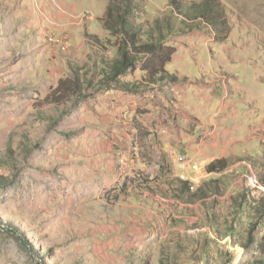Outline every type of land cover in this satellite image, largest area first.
I'll return each instance as SVG.
<instances>
[{
    "label": "rangeland",
    "instance_id": "rangeland-1",
    "mask_svg": "<svg viewBox=\"0 0 264 264\" xmlns=\"http://www.w3.org/2000/svg\"><path fill=\"white\" fill-rule=\"evenodd\" d=\"M205 1L175 0L182 4L176 13L171 0H140L137 22L172 26L167 44L175 43L177 52L167 70L179 81L128 90L100 85L92 71L86 31L103 39L108 57L116 56L118 38L98 22L105 11L80 23L83 11L73 12L81 26H72V14H64L70 0H0V264L262 259L264 188L252 177L264 187V0H218L229 31L223 42L224 30L218 35L200 17ZM65 37L69 48L50 41ZM72 59L81 63L85 97L48 103L58 81L72 75ZM136 123L157 153L168 143L172 163V153L191 156L200 169L192 179L209 194L185 196L179 204L191 200L189 209L148 202L146 187L170 191L176 171L172 166L167 178L156 164L136 169L132 155L130 170L121 174L117 154L131 148ZM234 138L242 142L227 143ZM221 149H229L224 158L233 165L213 178L207 167L214 160L203 161ZM242 159L254 174L244 165L237 169ZM212 178L219 181L217 192L206 182Z\"/></svg>",
    "mask_w": 264,
    "mask_h": 264
},
{
    "label": "trees",
    "instance_id": "trees-1",
    "mask_svg": "<svg viewBox=\"0 0 264 264\" xmlns=\"http://www.w3.org/2000/svg\"><path fill=\"white\" fill-rule=\"evenodd\" d=\"M139 2L140 0H112L106 7L102 17L98 19L103 30L118 38L113 47L116 53L114 58L108 57L110 54L108 46L101 37L88 31L84 33L85 42L92 51V71L96 78H101L100 85L112 84L128 90H140L141 88L151 89L162 86L166 82L176 83L179 81L175 75H172L167 70V66L172 63L177 52L175 43L172 45L167 44L169 38H166V34L172 30L171 24L168 23L167 27L163 28L158 20L154 27L142 21L137 22L136 16L140 8L138 7ZM170 5L175 9L176 13L181 12V2L176 3L175 0H171ZM199 10L200 17L213 26L218 35L224 30L225 37L221 41L226 40L229 37L228 23L223 17L224 10L220 9V2L218 0H206L202 3ZM220 26L222 30H220ZM174 30H177V26H174ZM179 32L177 31L175 36H181L182 33ZM219 38H217L218 41L220 40ZM69 64L73 70L72 75L67 78H61L58 81L57 86L46 97L48 103L65 105L71 99L85 97L86 89L82 78L83 75H81V63L78 59H72ZM137 73L139 74V79L135 77ZM123 77L131 78L132 81L124 82L122 80ZM87 81L89 82L90 79H87ZM136 125L137 133L135 131V134L131 135L133 138H131V147L135 161L144 166L156 164L162 175L171 178L174 171L173 164L168 158V153L164 149L157 153L154 145L147 142L150 135L143 131V125L140 123H136ZM250 153L247 158L254 159L260 155V152L256 154ZM239 158L242 157L239 155ZM232 165L233 163H230L228 157L216 159L207 167L208 175L216 178L220 174H225ZM243 165L247 168L248 173L254 174L248 160L242 159L236 167L241 169ZM175 178L172 184H170L173 181L172 178L171 182L168 183L170 186L168 190L170 191H165L162 195L161 192H158L152 186L149 188L147 186L148 202L161 206V203L170 201L180 205V207L185 206L189 209L191 207L190 204H192L191 200H187L184 206L182 203L179 204L181 200L183 202L185 196L199 199L200 195L209 194L207 186L198 187L192 181H183L177 176ZM213 178L208 179L206 182L212 183L214 188L212 192H217L218 187H216V184L219 181ZM252 179L264 188L259 181L258 175L254 174ZM176 186L179 189H176ZM155 187H158V185ZM172 190L179 191L181 195L176 194ZM257 247L263 257L256 261L255 264H264V237L259 241Z\"/></svg>",
    "mask_w": 264,
    "mask_h": 264
},
{
    "label": "built area",
    "instance_id": "built-area-1",
    "mask_svg": "<svg viewBox=\"0 0 264 264\" xmlns=\"http://www.w3.org/2000/svg\"><path fill=\"white\" fill-rule=\"evenodd\" d=\"M78 19L79 21L82 20L94 21L95 15L91 11H83L79 15ZM50 41L54 43H62L66 48H69V42L67 37H65L63 41L62 39H56V38L55 39L50 38ZM132 155H133L132 147L129 149L128 148L120 149L118 151L117 160L121 174H126L128 173V170H130V160L132 159ZM171 157L173 161L172 164L175 167L176 176L183 181H192L193 183H195V181L191 178V174L192 173L196 174L200 170L195 160L191 156L183 153H175V154L172 153Z\"/></svg>",
    "mask_w": 264,
    "mask_h": 264
},
{
    "label": "crops",
    "instance_id": "crops-1",
    "mask_svg": "<svg viewBox=\"0 0 264 264\" xmlns=\"http://www.w3.org/2000/svg\"><path fill=\"white\" fill-rule=\"evenodd\" d=\"M67 1H69V0H67ZM93 3H94V8H91V5H93ZM90 5V6H89ZM108 5H105V3L104 2H98V0H96V1H94V0H70V8H69V13L67 12V13H64L65 15L67 14H69V17H70V15L73 13V12H82V11H91V12H94L95 14H96V12H97V15L96 16H100V15H102V12H104L105 11V9H106V7H107ZM91 9H93V10H91ZM67 15H66V17H67ZM74 14H72L71 15V18L69 19V24L71 23V25L72 26H81V25H79L78 23H77V21H74V20H76L75 18L73 19L72 18V16H73ZM78 22H79V20H78ZM80 23V22H79ZM75 24V25H74ZM68 29V28H67ZM88 30H90V29H88ZM92 32V31H91ZM173 104H174V108L176 109L177 107H176V103H174L173 102ZM224 106V105H223ZM227 132V131H226ZM220 136H221V134H219ZM131 140V139H130ZM239 142H242L241 141V139H235L234 138V140L233 141H228L227 143L228 144H237V143H239ZM163 145H164V147H163V149L167 152L168 151V148L170 147L169 145H168V143L164 140L163 141V143H162ZM238 147H240V146H238ZM223 150H224V152H223ZM229 151V149H221V151H220V154H218V155H213L212 156V158H210V157H208L207 159V161H203V163H207V164H209L212 160H216V159H220V158H224V156H230L231 154H230V152H228ZM245 151H247V149H245ZM204 157H207L206 156V153L204 154ZM135 168L136 169H141V168H145V166H143L142 164H140L138 161H136V164H135ZM192 175H194L193 173L191 174V178H192ZM195 181H196V179H195Z\"/></svg>",
    "mask_w": 264,
    "mask_h": 264
}]
</instances>
